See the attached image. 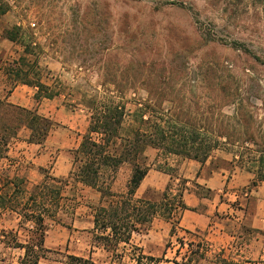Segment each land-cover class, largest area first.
<instances>
[{
  "label": "rangeland",
  "instance_id": "1",
  "mask_svg": "<svg viewBox=\"0 0 264 264\" xmlns=\"http://www.w3.org/2000/svg\"><path fill=\"white\" fill-rule=\"evenodd\" d=\"M213 1L0 0V31L21 27L27 32L19 37L23 47L28 44L47 60L61 62L56 87L70 104L90 111L93 104L106 101L107 90L117 95V88H130L115 101L123 102L131 111L141 102L149 105L153 111L146 118L152 116L151 124L161 127L163 120L180 114L193 128L195 148L207 138H216L223 128L230 136L219 137L218 145L208 154L215 149L228 150L258 178L264 177V18L253 11L231 16L229 9ZM207 27L213 28L215 39L204 35ZM159 73H170V80L142 81L147 74ZM130 119L124 128H135ZM163 136L166 139L156 149V167H170L183 158L178 151H167L175 146L168 132ZM5 176H0V182ZM62 186L49 181L46 192L53 195L41 200L36 197L32 205H22L21 198L29 195L17 188L12 206L24 208L27 215L30 210L35 212L33 233L23 225L19 239L35 243L43 228L35 219L43 218L48 226L68 210L79 187L73 179L66 189ZM58 190L59 197L54 194ZM11 191L7 187L1 194ZM0 241L16 243L11 232L4 233ZM211 244L201 234L175 230L158 250L142 253L162 258L158 264H171L170 260L183 255L196 264H218L220 252L242 264H249L246 260L264 261V252L261 258L251 259L245 246L249 244L247 238L237 239L233 250H219ZM138 249L134 242L113 239L95 259L105 264H135ZM40 253L48 259L63 260L62 252ZM23 254L24 250L0 247V264H19ZM140 264L157 263L142 258Z\"/></svg>",
  "mask_w": 264,
  "mask_h": 264
},
{
  "label": "crops",
  "instance_id": "2",
  "mask_svg": "<svg viewBox=\"0 0 264 264\" xmlns=\"http://www.w3.org/2000/svg\"><path fill=\"white\" fill-rule=\"evenodd\" d=\"M48 59L24 53L21 44L1 36L0 31V176L6 173V180L0 182V194L6 187L13 189L14 183L29 194L47 176L67 178L74 152L87 133L89 111L80 104H70L68 97L58 91L56 77L62 65L55 58ZM32 64L44 86L42 90L19 80L23 74L32 78L28 74ZM40 120L44 123L40 124ZM41 127L45 132L40 134L37 131ZM144 154L147 170L133 199L157 202L168 188L167 199L175 208L171 216L178 222L176 230L201 234L212 242L210 246L223 251L233 250L237 239L247 238L249 244L245 246L251 259L262 257L264 179H258L255 172L225 149H215L203 160L181 158L170 166V173L154 166L156 149L147 147ZM131 171L128 163L119 166L110 184L112 192H126ZM69 185L70 182L62 187ZM77 185L78 194L63 216L48 226L43 222V249L62 252L63 260L43 257L37 264H64L67 254L105 264L95 259L106 247L95 239L98 231L94 230V215L96 207L106 206L107 202L89 186ZM21 200L23 205L28 198ZM179 200L185 207L177 206ZM24 215V208L0 207V238L11 232L15 242L27 243L26 238L19 239L20 228L26 225V231L32 234L35 223ZM136 226L128 243L134 242L143 253L152 254L170 237L172 221L155 216L148 225ZM0 247L24 250L4 241H0Z\"/></svg>",
  "mask_w": 264,
  "mask_h": 264
},
{
  "label": "trees",
  "instance_id": "3",
  "mask_svg": "<svg viewBox=\"0 0 264 264\" xmlns=\"http://www.w3.org/2000/svg\"><path fill=\"white\" fill-rule=\"evenodd\" d=\"M213 2L220 3L225 9H229L231 16H238L241 13L253 11L258 16L264 18V0H214ZM12 29L1 32V36L22 45L19 42V37L23 32L25 34L27 32L21 27H13ZM212 30L213 28H204V35L215 39L216 34ZM24 53L31 55L38 54L34 52L33 48H29L28 44L24 45ZM34 65L32 64L30 71H28V74H32V78H29L27 74H23L19 80L25 84L36 85L42 90L44 86L39 82V78L37 77L38 72L34 69ZM16 75L18 77L19 73H16ZM170 78V73L147 74L142 81L162 79L166 82ZM115 91L118 93L117 95H113L111 90H107L109 95L106 101L99 104L95 103L89 108L88 130L83 136L79 148L74 152L73 166L68 177L64 179L45 177L41 184L35 186L29 192L28 200L24 203V205H32L35 203L36 197H39L41 200L42 196L53 195V192L49 190L46 192L49 181L67 185L73 179L76 183L89 186L100 194L101 199L107 202L106 206L99 204L95 209L94 215V230L97 229L98 231L95 239L101 241L105 247L113 239H116L117 242L122 241L128 243L131 231L137 230L138 228L136 225H148L155 216L172 221L170 236L173 235L177 228V219H172L171 216L175 208L172 202L167 199L168 188L162 193L161 200L157 202L133 199V194L147 170L146 156L144 154L147 147L159 149L166 139L163 135L168 132L170 135L169 140L174 144L175 148L171 146L167 151H178L177 153L181 154L183 158L203 160L208 155L209 150L218 145L219 137L230 136L224 130L222 131L223 128H221L216 138L212 140L207 138L204 140V143L200 144L198 148H195L193 146L194 140L191 136L193 128L189 127L188 119L182 118L179 114L175 119L163 120L162 127L159 124H151L152 116L146 118V115H149V112L153 111L149 105L141 102L131 111L126 108L123 102L115 101L116 96L120 98L124 97L127 92H130V88L125 90L117 88ZM127 118L132 119L136 124L135 128H124ZM41 122L42 120H40V124L44 123ZM37 132L40 134L44 133L45 128L43 129L41 127ZM245 133L246 131L242 134L244 135ZM117 141L119 142L118 148L116 147ZM77 163H79V166L76 170L75 165ZM123 163H128L132 167L127 190L123 194L114 193L110 189V184L115 178L119 166ZM158 168L169 173L173 172V169L170 167L158 166ZM247 168L251 170V168ZM258 179H264V177H259ZM6 184H3V186H6ZM14 184V188H11L12 191L10 193L0 194L1 207H13L12 204L16 201L14 192L18 188L17 184ZM252 185H255V182ZM8 188L10 189V187ZM54 194L59 197L61 196V191L58 190ZM181 195V192H179L178 196L181 197ZM177 206L180 208L185 207L180 200ZM32 215L33 212L30 210L29 214H25L24 216L34 221ZM35 220L40 226L43 225V218L38 216ZM43 235V228H41L35 243L29 244L27 242L26 244H21L16 242L14 244V247L24 249L23 258L19 264H37L39 259L44 257L40 253L47 251L42 247ZM138 251L139 254L135 258V264H140L142 258L150 262H156L157 264L162 259L144 255L140 249ZM176 254L178 255V252ZM218 256L220 258L218 264H242L240 261L234 260L231 256L225 257L222 252ZM170 261L171 264H196L192 262L191 257L184 255L180 259L174 258ZM246 262L249 264H264V261L246 260ZM64 264L96 263L90 257L84 258L67 254Z\"/></svg>",
  "mask_w": 264,
  "mask_h": 264
}]
</instances>
